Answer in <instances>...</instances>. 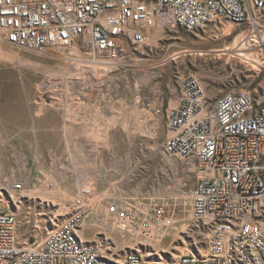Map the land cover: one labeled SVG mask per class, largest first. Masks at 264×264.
<instances>
[{
	"label": "built area",
	"instance_id": "2783aa9c",
	"mask_svg": "<svg viewBox=\"0 0 264 264\" xmlns=\"http://www.w3.org/2000/svg\"><path fill=\"white\" fill-rule=\"evenodd\" d=\"M223 24L237 31L227 34ZM152 26L187 33L213 26L233 43L241 36L235 50L256 54V76L264 72V0H0V47L36 55L61 48L115 62L124 43L142 48L141 29ZM257 86L254 94L247 86L212 100L203 83L187 74L169 92L162 150L195 178L187 217L204 252L170 264H264V82ZM23 190L20 179L0 172L1 199L19 198ZM127 205L116 220L111 216L112 224L154 238L170 230L176 208L168 203ZM75 207L63 216L49 214L41 235L24 240L15 214L0 207V264H145L139 249L117 251L91 220L98 212L80 208L81 201ZM87 219L106 235L86 237ZM190 244L198 247L193 238Z\"/></svg>",
	"mask_w": 264,
	"mask_h": 264
},
{
	"label": "rangeland",
	"instance_id": "374dc122",
	"mask_svg": "<svg viewBox=\"0 0 264 264\" xmlns=\"http://www.w3.org/2000/svg\"><path fill=\"white\" fill-rule=\"evenodd\" d=\"M222 26L231 34L237 31L231 24ZM217 35L223 39L214 41ZM222 36L213 26L195 33L180 28H153L142 48L123 44L124 53L119 61L122 64H112V69L98 73L88 68L84 74L71 64L77 58L71 52L49 49L36 55L2 46L5 49L0 50V169L7 176L26 181L27 191L49 187L52 180L58 182L60 189L73 198L71 202L64 201L65 213L77 201L82 204L83 199L87 203L85 208L98 212L92 222L107 231L120 254L139 249L145 264H170L182 252L204 255L201 236L187 217L195 178L187 174L182 162L162 150L166 138L164 112L169 92L176 89V80L182 75L196 76L212 100L247 86L252 94L259 92L257 85L264 82V72L256 76L257 70L252 66L256 54H250L252 62L246 63L226 49L234 48L233 38ZM14 55L37 63L39 70L17 65ZM157 70L161 73L147 76ZM142 76L147 77L141 80ZM82 85L87 89L83 90ZM152 91L157 93L159 113L151 119L143 117L141 130L133 128L131 133L126 132L122 121L130 118L135 103L151 105ZM41 98H45L46 104L39 101ZM78 100L84 104L83 109L69 123L66 108ZM113 117L116 125L102 128L101 122ZM91 119L93 130L88 133L85 124ZM82 172L85 185L80 188L74 182ZM27 197L22 198L19 209L8 206L7 196L0 198V207L15 214L18 237L22 240L40 236L45 218L59 214L64 203L62 199L53 202L51 195L47 201ZM152 199L159 207L168 203L176 208L174 227L163 237L161 246H176L178 252L164 253L160 246L156 251L150 236L132 234L115 221L110 222L111 216L115 219L119 215L123 204L135 209L138 204H150ZM80 208H84L83 204ZM65 213L60 211L59 215ZM91 225L90 219L83 222L86 237L106 235ZM192 238L198 243L193 250Z\"/></svg>",
	"mask_w": 264,
	"mask_h": 264
},
{
	"label": "bare ground",
	"instance_id": "6f19581e",
	"mask_svg": "<svg viewBox=\"0 0 264 264\" xmlns=\"http://www.w3.org/2000/svg\"><path fill=\"white\" fill-rule=\"evenodd\" d=\"M153 28H154V30H155V28H156V30L157 29H162L161 27H159V26H152V27H145L144 29H143V31H142V33L145 35V36H147V35H149V33L151 32V30H153ZM227 34L229 33L228 31L226 32ZM147 39V38H146ZM239 40H240V36H237L236 37V39H235V46H234V48L233 49H231V48H226L227 50H231V52H233V54L235 55V56H238V57H242V59H245L244 61H246V63L247 62H252V59H251V55H250V52L249 53H247V52H245V51H243L244 49H240V50H235V47L237 46V44H238V42H239ZM2 49H5V48H3V47H0V50H2ZM8 50V49H7ZM55 51H57V52H60V51H67V50H65V49H59V48H55L54 49ZM11 51V50H10ZM68 52H71L70 54L72 55V56H76L77 58L76 59H72L73 60V62L71 63L73 66H75V67H77L78 68V71H80L82 74H84L85 73V71H87L88 70V68H91L92 69V71H94V73H98V72H100V71H103V70H105V69H107V68H109V69H112L113 67H111L112 66V64L114 65V64H122V62H119L122 58L119 56V57H117V59H115L116 61L114 62V60H111V59H104V60H95V59H92L91 57H83V56H81L78 52H76V51H69L68 50ZM183 53V52H182ZM180 54V53H179ZM14 57V61H15V63L17 64V65H19V66H25V67H29V68H33V69H36V70H39V65L37 64V63H35V62H32V61H29V60H26V59H22V58H20V57H18V56H16V55H14L13 56ZM80 57H83L84 59H82V58H80ZM75 58V57H74ZM255 61V60H254ZM87 69V70H86ZM138 71V70H137ZM159 73H161V70H157L156 72H153V73H150L149 75H147V76H151V75H158ZM61 74H63V76H64V73H61ZM140 75H142L143 74V72H141V73H139ZM138 75V74H137ZM144 75V74H143ZM147 76H142V77H140L141 78V80H143V79H145ZM62 83H63V81H62ZM83 84V83H82ZM85 84V83H84ZM83 86V85H82ZM63 87V86H62ZM39 88V87H38ZM83 90L86 88V86L84 85L83 87H81ZM80 88V89H81ZM63 89V88H62ZM87 89V88H86ZM85 91H83L82 93H84ZM151 99H153V102L152 103H154V108H152V106H153V104L151 103V105H149V103H148V101L147 102H145V103H148V105H146V104H140V103H135V105L133 106V109H132V111H131V113H130V118H128L127 120L125 119V120H123L122 121V128H124V130L126 131V132H128V133H131L132 131H131V129H142V118L144 117L145 119H151V118H153L154 116H156L157 115V113H159V111H160V106L159 105H157L156 104V97H157V93L155 92V91H152L151 93ZM62 95H63V93H62ZM42 97V96H41ZM144 98V97H143ZM74 100V99H73ZM127 100V99H126ZM129 100V99H128ZM144 100H145V98H144ZM39 101L40 102H43L44 104H46L45 103V98H41V99H39ZM79 101V100H78ZM86 104V103H85ZM171 104L172 103H170V106H171ZM81 105H84V104H82L81 103V101H79V102H74V101H72L68 106H67V110H66V113H67V115L66 116H68V119H69V123H71V122H73L74 121V117L76 116V114L79 112V110H81V109H83V107L81 106ZM128 106V105H127ZM158 106V107H157ZM124 108V107H123ZM93 117H94V115H93ZM93 119V118H92ZM90 120L89 121V123L87 122V124H85L86 125V130H87V132L88 133H90L92 130H93V123L94 122H92V121H94V120ZM106 122V123H105ZM116 123H117V121H116V118L115 117H113V118H110V119H108L107 121H104V122H101V126H102V128H104V127H114L115 125H116ZM144 129V128H143ZM144 131V130H143ZM142 131V132H143ZM85 144V143H84ZM82 147H83V145H82ZM85 161V160H84ZM0 172H2V170L0 169ZM85 177H84V172H82V173H80L79 174V176H78V178L75 180V182H74V184L77 186V187H82L83 185H85V179H84ZM186 179V178H185ZM21 181H22V183H23V185H24V190L22 191V192H20V194H19V198H15L14 196H12L11 197V199L10 198H8V202L9 203H12L13 204V202H14V204L16 205L18 202L20 203L21 202V200H22V198H26L27 196V198L28 199H35V198H37V197H39L40 198V200H43V201H47V199H49L50 197H48L49 195H51V200L53 201V202H56L57 201V199H62L63 200V202L65 201V202H67V200H70V202H71V200H73V198L67 193V192H65V190H61L60 189V187H59V184H58V182H56V181H51V184L49 185V187H45L44 189H35V190H28L27 191V189H26V186H27V182L26 181H24V180H22V179H20ZM48 189H50V190H48ZM27 192V193H26ZM26 193V194H25ZM27 195V196H26ZM190 197H191V191H190ZM183 198H185V197H182V199ZM30 199V200H31ZM190 200V199H189ZM187 201V200H186ZM52 202V203H53ZM65 202L64 203H61V210L60 211H62V212H64L65 213V211H63V210H67V208L65 207ZM82 204H83V206H84V208H85V206L87 205V203H85L84 202V200L82 199ZM81 204V205H82ZM19 205L20 204H18L17 206V208L16 209H19ZM125 206H128L127 204H123V206H122V210H125L124 208H125ZM60 211H59V214H60ZM69 212V211H68ZM59 214H56V216H63V214H61V215H59ZM66 214V213H65ZM119 217V215H117L116 216V218H118ZM116 218H115V220H116ZM115 223H116V225H117V222L115 221ZM117 226H120V227H124V226H121V225H117ZM174 227V221H171V222H169V228H173ZM138 233V232H137ZM151 237V236H150ZM151 238H153L154 240V243H151V246L152 247H154V249L156 250V251H158V247L159 248H161L162 246H161V244H162V242H163V238H154V237H151ZM163 249V252L164 253H168V254H170V253H172L173 251H176V252H178L179 251V249H178V247H167V248H164V247H162ZM181 253V252H180ZM186 252H182V254L184 255ZM189 253V252H188ZM191 254H193L192 252H191ZM173 256H175L174 254H172ZM182 255V256H183ZM187 255H189V254H187Z\"/></svg>",
	"mask_w": 264,
	"mask_h": 264
}]
</instances>
